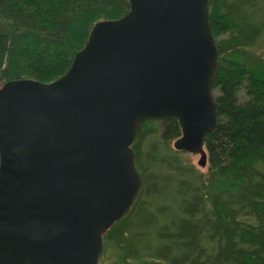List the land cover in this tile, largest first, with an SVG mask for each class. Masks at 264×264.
I'll return each instance as SVG.
<instances>
[{"label": "water", "instance_id": "95a60500", "mask_svg": "<svg viewBox=\"0 0 264 264\" xmlns=\"http://www.w3.org/2000/svg\"><path fill=\"white\" fill-rule=\"evenodd\" d=\"M127 1L57 80L0 85V264H99L142 193L133 144L145 122L176 118L174 149L206 167L218 123L210 0Z\"/></svg>", "mask_w": 264, "mask_h": 264}, {"label": "trees", "instance_id": "16d2710c", "mask_svg": "<svg viewBox=\"0 0 264 264\" xmlns=\"http://www.w3.org/2000/svg\"><path fill=\"white\" fill-rule=\"evenodd\" d=\"M129 8L127 0H0V85L57 80L92 26ZM209 20L219 58L207 171L172 148L176 118L139 127L142 193L103 242V256L122 264H264V53L252 52L264 0H210Z\"/></svg>", "mask_w": 264, "mask_h": 264}, {"label": "rangeland", "instance_id": "374dc122", "mask_svg": "<svg viewBox=\"0 0 264 264\" xmlns=\"http://www.w3.org/2000/svg\"><path fill=\"white\" fill-rule=\"evenodd\" d=\"M260 36L261 37H260L259 41L257 42V44H255V46L253 47L252 52H255V53H258V52L262 53L263 52L264 53V33H261ZM173 143H174V141L171 142V146L174 149ZM186 155L191 160V162L195 165V167L197 169H199L200 171H203L204 173L207 171V168L203 169V168L198 166L199 156H193V155H190L188 153ZM99 264H122V263L118 259L113 257V254L109 252L104 256L102 254Z\"/></svg>", "mask_w": 264, "mask_h": 264}]
</instances>
